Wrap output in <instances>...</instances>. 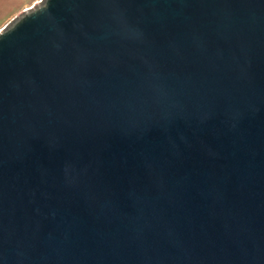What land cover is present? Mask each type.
<instances>
[{
    "label": "water",
    "instance_id": "obj_1",
    "mask_svg": "<svg viewBox=\"0 0 264 264\" xmlns=\"http://www.w3.org/2000/svg\"><path fill=\"white\" fill-rule=\"evenodd\" d=\"M0 264H264V0L1 29Z\"/></svg>",
    "mask_w": 264,
    "mask_h": 264
},
{
    "label": "rangeland",
    "instance_id": "obj_2",
    "mask_svg": "<svg viewBox=\"0 0 264 264\" xmlns=\"http://www.w3.org/2000/svg\"><path fill=\"white\" fill-rule=\"evenodd\" d=\"M40 1L41 0H0V30L12 19L30 7L38 4Z\"/></svg>",
    "mask_w": 264,
    "mask_h": 264
},
{
    "label": "crops",
    "instance_id": "obj_3",
    "mask_svg": "<svg viewBox=\"0 0 264 264\" xmlns=\"http://www.w3.org/2000/svg\"><path fill=\"white\" fill-rule=\"evenodd\" d=\"M24 2H25V1H24ZM24 2H23V4H24ZM23 4H22V5H23Z\"/></svg>",
    "mask_w": 264,
    "mask_h": 264
}]
</instances>
